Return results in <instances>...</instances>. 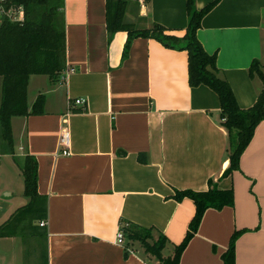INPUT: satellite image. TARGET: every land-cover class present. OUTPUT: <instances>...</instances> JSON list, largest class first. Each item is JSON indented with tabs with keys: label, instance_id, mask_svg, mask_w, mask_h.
<instances>
[{
	"label": "crops",
	"instance_id": "1",
	"mask_svg": "<svg viewBox=\"0 0 264 264\" xmlns=\"http://www.w3.org/2000/svg\"><path fill=\"white\" fill-rule=\"evenodd\" d=\"M187 1L145 0L135 12L129 6L126 20L141 29L159 23L183 37ZM106 12V0H64L67 69L76 70L39 78L32 99L29 86L38 75L29 78V111L39 94L44 106L12 118L15 156L0 157V226L30 203L14 160L30 155L38 163V194L46 199V219L36 221L46 264H158L140 243L115 242L120 223L164 235L162 255L171 257L196 212L191 199L175 200V191L206 192L212 181L219 190L233 189L235 205L205 212L180 264H223L236 232L235 264H264V119L239 171L224 176L229 141L219 96L207 85H190L188 52L139 36L123 59L128 32L110 39ZM197 36L216 53L219 75L239 106L251 107L263 85L249 68L254 59L264 61V0H220ZM1 88L0 78V102ZM79 97L87 103L75 104ZM64 129L70 132L67 156L60 147ZM17 237L0 238V247Z\"/></svg>",
	"mask_w": 264,
	"mask_h": 264
},
{
	"label": "trees",
	"instance_id": "2",
	"mask_svg": "<svg viewBox=\"0 0 264 264\" xmlns=\"http://www.w3.org/2000/svg\"><path fill=\"white\" fill-rule=\"evenodd\" d=\"M129 1L106 0L109 38L111 39L119 30L128 32L123 59L128 56L132 40L139 36L153 37L167 47L180 48L188 52L190 85H207L219 96L221 124L228 133L229 141V166L224 176H230L235 171H239L241 157L264 119V61L254 59L249 68L250 76L259 77L263 83L257 100L251 107L241 108L231 85L219 75L216 53L207 52L197 36L203 17L220 0H213L201 9L195 7L194 0H188L189 23L183 37L170 34L159 23H154L150 28L141 29L127 22L125 17ZM5 3L8 7L23 5L25 8L24 21L13 22L4 18L0 24V78L2 81L0 155L15 156L12 118L43 111V94L38 95L29 111V78L31 75H48L52 79H57L65 73L67 70L66 28L64 0H6ZM139 159L142 163H147L145 157ZM15 160L24 178V195L30 199V203L22 207L21 211L27 212L28 224L33 225L36 221L45 220L47 216L46 199L38 194V163L30 155H26L23 159L15 158ZM173 198L177 201L189 198L196 207L187 235L179 246H175L173 256L164 258L162 255L168 242L164 235H160L155 240L151 229L120 223L119 228L124 232L127 240L125 248L138 242L145 253L155 258L158 264H180L181 256L198 231L205 212L208 209L221 210L235 205L233 189L219 190L212 181H209V190L206 192L175 191ZM28 224L26 223V226ZM23 226L24 224L22 228ZM12 227V221L5 226H0V238L18 236L17 229ZM239 234L240 232H236L231 237L229 248L223 256V264H235V246Z\"/></svg>",
	"mask_w": 264,
	"mask_h": 264
},
{
	"label": "rangeland",
	"instance_id": "3",
	"mask_svg": "<svg viewBox=\"0 0 264 264\" xmlns=\"http://www.w3.org/2000/svg\"><path fill=\"white\" fill-rule=\"evenodd\" d=\"M144 1L145 0H130L128 7H127V10L130 6V10L135 12V10L137 8H139ZM126 13H127V11H126ZM125 19H126V17H125ZM136 27L139 28L140 26L136 25ZM39 78H48L47 80H49L50 77L48 75H44V76L38 75L35 77V79H33V81L31 82V85L29 86V92H30L29 93V99H32L33 93L35 91H37L38 86L41 85L38 83V80H40ZM40 83H41V81H40ZM15 126H16V124H15ZM15 128L16 127H14V131H13L14 141H15L16 132H17ZM0 157L2 159L3 155H0ZM8 160H9V158L2 159L3 162L8 161ZM28 219H29V215H27V212H25V211H19L13 217V220H12L13 227L12 228L17 229V231H18V237L17 238H19V239H16L15 242H13L12 244H9V243L1 244V247H0L1 264H46L45 241H44L43 237L36 236V233H38L39 235L42 234V230L39 228L38 223H36V222H34L33 225L30 224L33 228L32 227L29 228L28 226H26V223H28ZM23 220H24V222L21 224V222ZM23 224H24V226L22 228ZM154 239L157 240L158 237L155 236Z\"/></svg>",
	"mask_w": 264,
	"mask_h": 264
},
{
	"label": "built area",
	"instance_id": "4",
	"mask_svg": "<svg viewBox=\"0 0 264 264\" xmlns=\"http://www.w3.org/2000/svg\"><path fill=\"white\" fill-rule=\"evenodd\" d=\"M6 0H0V24L3 22L4 18H7L13 22H22L25 20V8L23 5H18V6H6ZM76 69L75 68H70L67 69V72H74ZM74 103L77 105H85L87 103L86 98L84 97H79L74 100ZM60 147H61V153L62 155H69L70 151V132L68 129H64L61 133L60 137ZM41 227L46 226V222H41L40 224ZM115 242L118 245H121L124 247L125 245V234L122 230L117 232L116 235V240Z\"/></svg>",
	"mask_w": 264,
	"mask_h": 264
}]
</instances>
